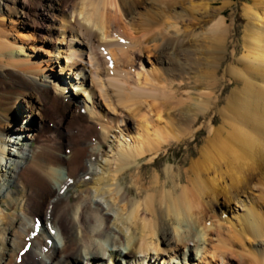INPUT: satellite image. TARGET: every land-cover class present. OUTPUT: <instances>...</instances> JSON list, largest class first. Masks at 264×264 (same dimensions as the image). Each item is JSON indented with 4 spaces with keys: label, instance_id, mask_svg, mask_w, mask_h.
Segmentation results:
<instances>
[{
    "label": "bare ground",
    "instance_id": "1",
    "mask_svg": "<svg viewBox=\"0 0 264 264\" xmlns=\"http://www.w3.org/2000/svg\"><path fill=\"white\" fill-rule=\"evenodd\" d=\"M213 3L0 0V134L22 129L4 122L22 109L18 96L38 112L28 149L21 136L19 148L1 139L0 161L9 158L11 169L1 174L0 202L8 199L14 213L2 229L0 264H151L146 253L158 243L167 264H264V209L249 194L240 199L254 184L264 193V0L241 8L242 54L227 59L225 96L218 73L233 28L222 12L232 0ZM144 56L154 60L146 71ZM200 118L207 135L197 155L139 181L136 162L153 165L174 142L194 140ZM115 131L125 145L111 148L96 176L100 147ZM131 167L136 190L121 178ZM220 197L242 210L227 239ZM235 244L248 259L235 260Z\"/></svg>",
    "mask_w": 264,
    "mask_h": 264
},
{
    "label": "rangeland",
    "instance_id": "2",
    "mask_svg": "<svg viewBox=\"0 0 264 264\" xmlns=\"http://www.w3.org/2000/svg\"><path fill=\"white\" fill-rule=\"evenodd\" d=\"M213 1H214V3H213L214 7H218L221 5V0H213ZM248 1L249 0H232V6L231 7L223 8L225 11L223 10L222 14H224L226 16V19H227L226 22H228L231 25V27L233 28L232 32H231L232 33L231 34L232 35L231 40L229 41V45H228L229 46L228 47L229 48L228 53L226 54V57L224 58L225 60L222 61L223 62L221 64L222 69L220 70V73H218L220 80H222V83L225 85V86H223V90H222L223 96L228 94V91L230 89L229 87L232 86V84L227 81V77H225V75H224V78H221L222 77L221 74L223 73V70L226 68V65L228 63L227 59H229L230 57L237 59V58H240L241 54H242V49H241L242 48V36L241 35L243 34V29H244V23L243 22H244V20H243V15H241L242 14L241 8H242L243 4L248 3ZM231 18H233V19H231ZM45 44L46 45H43L44 50H50V52H51L50 54H52V55L56 53V51H54L52 49L51 44H49L48 42H45ZM232 48H233V51H234V49L236 51H234L235 54L231 55L230 51L232 50ZM25 50H26V52H24V53H26V54L27 53H33L31 50H29L27 48H25ZM36 53L40 54V52H36ZM145 57L146 56H144L142 58V64H143L144 71L149 70L151 68V63L154 61L153 58H150L148 60ZM61 75H68V74H64L62 72ZM71 75H74L73 72L71 73ZM76 75H77V73L75 74V76ZM69 89H73L72 91L75 92L74 86L70 87V85H68L67 91H69ZM77 90H79V91L75 92V94H77V96L81 97L80 89H77ZM30 99H33V98H30ZM18 101H19V103L17 105L20 104L22 106V109L20 110L17 108L15 110H13L10 113V117L6 118V121H4V122L6 123V125H8L10 127L14 128V127L19 126L22 129L21 130H7L8 131V132H6L7 134H5V135L0 134V156L2 154V152H1L2 148L1 147L3 146V144H1V139L5 138L8 140L9 143H12V141L14 140V142H15L14 145L17 148H19V146H20L19 144H21V142L23 144L22 140H24V139H26L25 143L28 144V145H26L24 143L23 144L24 147H26L28 149L30 147L29 144H31V138H30V135H31L30 131L31 130H29V128H28L29 122H32L34 124H36L38 122L36 120V118L38 117L37 116L38 112L36 110L31 111V112L27 111V108L24 106V102L21 101L20 96H18ZM34 103H35V101H34ZM103 105L104 104L102 101V106ZM219 105H222V103H219ZM217 112H218V110H216L215 112L214 111L212 112V115L215 116V120H216L215 126L220 123V115ZM25 115H28L27 119L24 118ZM206 118H207V116H206ZM206 118H200L199 119L200 121H198L196 123L197 124L196 129L199 131L196 133V137H194L195 138L194 140H193V138L188 137L186 140L181 141L179 144H177V142L176 143L174 142L175 144L173 143L171 148H167L165 150L163 149L162 151H160L158 158L155 159V162L153 163V165H151V163H148L149 161L146 158L137 161L136 164L134 163L135 164L134 166H136L137 164L142 165L141 170H140L141 173L137 174L139 176V181H143V182H145V184H149L153 178L152 175L154 174L153 173L154 168H157L159 170H163L167 165H171V166H173L174 170H176V167L178 166L177 163H178L180 158H191V157L194 158L197 155L196 151H198L200 146L203 144V138L206 137V135H207L206 128L203 126V122L206 121ZM26 121H28V122H26ZM118 130H120V133H121V129H118ZM12 131H15V133H12ZM115 132H116V134H114ZM115 132L109 134L110 136L108 137V140L105 142L104 147H100V155H98V160L96 163V171H95L96 176H98L99 173H101V170L103 169L102 163L108 164L109 160L112 159L111 148L116 147L118 144L125 145V141L123 140L122 136L119 135L120 133L118 131H115ZM24 134H26V135H24ZM20 136H21V142H18V139ZM8 142L5 143V146L8 149V151L10 150V152H15L14 146L11 147L12 145H9ZM8 146L11 147V149ZM16 150H18V149H16ZM101 150H103V151H101ZM166 156H173L175 159H173V157H170V160L168 161V159H166ZM114 166L115 165H113L112 168H115ZM186 167L183 166V168H186ZM9 169H11L9 158H4L2 156V159L0 161V195L1 196L4 194V192L7 188V184H5L7 182L5 180V176H3L1 174L5 170H9ZM133 169L134 168L131 167L129 170L125 171L122 174L121 178L125 180L126 184L134 187L135 185L133 183V177H135L136 171ZM90 185L92 187L96 188L97 186H99V183H96V184L90 183ZM95 185H97V186H95ZM254 185L251 186L250 188H248L245 192H243L240 195V199L244 200V193L249 194L250 199L252 201L258 200L260 207H262L264 209V207H263L264 206V193L262 191L259 192V190L256 189L257 187H255ZM81 187H83V186L77 185V186L73 187L71 189V191L69 192V194H71L70 196L74 197L77 194V192L81 189ZM259 188H261V187L259 186ZM134 189L136 190L135 187H134ZM257 193L260 194L259 197H257ZM95 198H96L95 199L96 201H99L102 204V206L105 207L106 210H108V213H111L112 215H114L113 214L114 211L111 210V208H109V209L107 208V203H106V201H104L105 197L103 195L97 194ZM219 199H220L219 201H221V203L219 204L220 208L216 209L217 212L218 211L220 212V218L222 221V225L220 226L221 230H219V231H221V233L223 234L222 238L227 239L228 235H231V233H230L231 228L230 227L228 228V224L229 225L236 224L237 220L235 219V217L237 215L241 214L242 210L240 208H238V207H240L239 206L240 204L236 200H233L230 202L227 200L225 202L222 197H220ZM223 203H226V204L221 205ZM12 209H13V207L11 206L8 199H4V203L0 202V237L4 236V234H2V229L7 228L9 226L8 222L10 221V219L12 218L13 213H14V211ZM115 226H116V223L113 221L111 223V227L117 228ZM121 227L124 228L125 232H127V230L124 226H121ZM237 229H239V227H237ZM8 235L9 234H7V233L5 234L6 240H7V238H9ZM224 236H226V237H224ZM232 240H234V238H232ZM249 240L252 241V238H250ZM247 242H248V240H247ZM212 243L214 244V242H212ZM216 244L219 245V242ZM105 245L110 247L108 243H106ZM235 245H237V244H235ZM0 248H2L1 240H0ZM125 248H126L125 245L120 246V249H125ZM157 248L159 250L158 252H155L154 249L148 248V253H146V254H147V257L149 256V258H150L149 262H151V264H167L166 262H167V260H169L167 257V254H163V255L158 254V253L167 252L164 250L165 246L158 243ZM240 251L241 250L239 249V245H237L236 253L237 254L239 253V255L236 254L237 256L234 257V258H236L235 260L240 262L239 257H241V256H242V258L248 259L245 254H241V256H240ZM141 253H143V252L135 253L136 255L134 256V258H132V260L133 259L135 260V258H136V260L138 258H140ZM4 257H6V256H4ZM170 259H171V257H170ZM173 259H175V256ZM0 262H2V261H0ZM105 263L107 264V261L106 262L103 260L100 261V264H105Z\"/></svg>",
    "mask_w": 264,
    "mask_h": 264
}]
</instances>
